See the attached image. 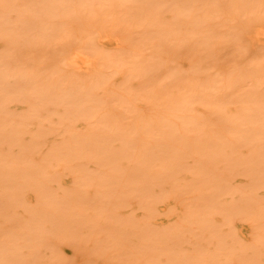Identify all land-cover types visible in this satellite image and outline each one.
I'll list each match as a JSON object with an SVG mask.
<instances>
[{"label": "bare ground", "instance_id": "bare-ground-1", "mask_svg": "<svg viewBox=\"0 0 264 264\" xmlns=\"http://www.w3.org/2000/svg\"><path fill=\"white\" fill-rule=\"evenodd\" d=\"M0 264H264V0H0Z\"/></svg>", "mask_w": 264, "mask_h": 264}, {"label": "rangeland", "instance_id": "rangeland-1", "mask_svg": "<svg viewBox=\"0 0 264 264\" xmlns=\"http://www.w3.org/2000/svg\"><path fill=\"white\" fill-rule=\"evenodd\" d=\"M231 48H229V47H225V48H223V50H221V52L224 54L223 56H224V58H227L228 59V57L229 56H231L232 55V52L231 51H233V50H231ZM230 51V52H229ZM220 52V53H221ZM229 52V53H228ZM228 54V55H227ZM230 54V55H229ZM222 55V54H221ZM224 61H226V60H224Z\"/></svg>", "mask_w": 264, "mask_h": 264}]
</instances>
